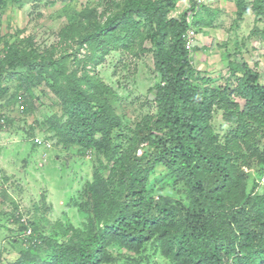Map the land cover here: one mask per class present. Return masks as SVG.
I'll use <instances>...</instances> for the list:
<instances>
[{"label": "trees", "instance_id": "16d2710c", "mask_svg": "<svg viewBox=\"0 0 264 264\" xmlns=\"http://www.w3.org/2000/svg\"><path fill=\"white\" fill-rule=\"evenodd\" d=\"M6 1L0 0V9ZM179 1L124 0L103 21L85 10L91 28L79 43L98 52L86 56L83 67L101 55L100 49L102 54L111 48L142 50L148 35L154 43L156 111L143 115L130 132L116 109L120 97L98 74L66 76L53 50L41 54L29 38L4 42L0 97L8 92L2 78L9 69L25 68L15 75L26 90L46 80L62 102V114L47 120L49 129L64 145L95 150L100 166L104 160L110 166L107 176L97 168L80 193L79 207L87 215L83 225L57 223L54 235H44L32 222L27 246L14 264H150L143 256L149 245L169 264H264V194H248L244 169L254 161L264 165V86L258 72L247 68L240 79L247 102L240 111L226 92L197 84L200 73L185 38L189 14L169 18ZM186 1L195 9L198 0ZM247 10L243 1L239 15ZM256 11L264 15L261 6ZM201 20L195 24L203 28ZM1 33L0 14V42ZM22 104L30 110L26 98ZM217 109L235 124L223 134L212 126ZM162 181L183 184L189 202L156 196ZM41 244L48 249L45 255L37 251ZM116 246L137 257L124 262L111 250Z\"/></svg>", "mask_w": 264, "mask_h": 264}, {"label": "rangeland", "instance_id": "374dc122", "mask_svg": "<svg viewBox=\"0 0 264 264\" xmlns=\"http://www.w3.org/2000/svg\"><path fill=\"white\" fill-rule=\"evenodd\" d=\"M243 1L248 10L240 16ZM123 3L124 0H7L0 9V58L5 53V41L22 44L29 38L41 54L53 50V57L60 60L59 65L63 64L66 76L98 74L120 97L116 109L124 116L125 131L130 132L143 115L156 111L151 90L159 75L149 31L142 50L111 48L102 54L100 49L101 55L95 62H87L86 67L82 60L86 56L94 58L98 51L79 43L81 34L91 28L85 10L91 9L103 21L120 9L117 4ZM260 6L264 10V0H203L191 9L190 1L180 0L169 13V18L179 19L187 11L191 28L196 31L191 54L200 73L197 84L212 87L218 93L226 92L240 111L245 110L247 102L241 94V78L247 68L258 72V82L264 86V15L256 11ZM196 20L204 22L203 28L196 26ZM59 65L56 64L58 68ZM24 71L25 68L9 69L2 78L8 92L0 97V264H14L20 257L21 249L27 246L24 237L32 222L44 235H54L57 223L82 226L87 215L79 207L80 193L85 183L93 180L97 168L106 176L110 169L106 160L105 166H100L95 150L84 152L79 145L60 142L47 122L49 117L62 114L60 98L46 80L26 90L15 75ZM65 82L62 77L61 83ZM25 98L31 107L29 111L22 110ZM223 111L217 109L212 120V126L221 134L233 125L223 118ZM263 149L264 138L260 144V150ZM256 158L252 156V160ZM252 164L244 167L248 173V194H264V165L257 161ZM155 195L189 202L186 187L170 181H162ZM36 248L42 255L48 250L43 244ZM155 248L149 245L143 252L144 258L150 264H169ZM111 250L122 254L124 262L128 257H137L117 246Z\"/></svg>", "mask_w": 264, "mask_h": 264}, {"label": "built area", "instance_id": "2783aa9c", "mask_svg": "<svg viewBox=\"0 0 264 264\" xmlns=\"http://www.w3.org/2000/svg\"><path fill=\"white\" fill-rule=\"evenodd\" d=\"M199 1H203V0H199ZM196 36H197L196 31L192 28H189L188 31L185 33V38L187 41L186 45L189 49L193 48L194 45L193 42ZM36 141L41 143V140L39 138H37Z\"/></svg>", "mask_w": 264, "mask_h": 264}, {"label": "clouds", "instance_id": "9594fccd", "mask_svg": "<svg viewBox=\"0 0 264 264\" xmlns=\"http://www.w3.org/2000/svg\"><path fill=\"white\" fill-rule=\"evenodd\" d=\"M199 1V0H198ZM191 28V27H190ZM194 48V47H193ZM193 48L192 49H190L191 50V53H192V50H193ZM23 102V101H22ZM24 109V106H23V104H22V110Z\"/></svg>", "mask_w": 264, "mask_h": 264}]
</instances>
